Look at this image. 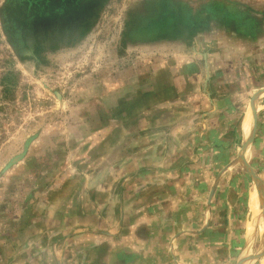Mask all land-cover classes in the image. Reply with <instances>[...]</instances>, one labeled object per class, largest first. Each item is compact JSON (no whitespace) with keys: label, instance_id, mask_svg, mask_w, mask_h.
Instances as JSON below:
<instances>
[{"label":"crops","instance_id":"1","mask_svg":"<svg viewBox=\"0 0 264 264\" xmlns=\"http://www.w3.org/2000/svg\"><path fill=\"white\" fill-rule=\"evenodd\" d=\"M151 5L152 13L144 12L145 1L140 5L137 24L124 33L127 69L110 83L120 86V106L107 110L111 118L124 119L122 135L137 134V147L120 148L119 172L105 174L104 189L90 187L88 205L64 192L53 211L39 206L24 225L26 253H2L0 264H60V236L79 245L87 234L97 246L91 253L104 254L72 259L79 264H179L184 257L208 264L240 257L248 241L252 255L255 228L264 227L255 188L248 203L252 217L242 231L234 208L237 179L245 178L237 165L253 119L247 164L248 152L261 148L264 0ZM116 98L111 95L110 103ZM113 149L106 147L105 166L116 164ZM258 175L264 182V166ZM90 213L106 216L86 220Z\"/></svg>","mask_w":264,"mask_h":264},{"label":"rangeland","instance_id":"2","mask_svg":"<svg viewBox=\"0 0 264 264\" xmlns=\"http://www.w3.org/2000/svg\"><path fill=\"white\" fill-rule=\"evenodd\" d=\"M144 1L145 13L156 10L153 0H102L95 16L80 29L60 28V36L38 34V45L28 48L19 32L9 27L6 4L10 0H0V254L24 255L28 231L24 225L38 215L39 206H47L51 212L55 199L59 202L64 192L75 194L81 205H88L90 187L104 189L105 174L119 172L120 148L137 147V134L122 135L124 119L111 118L107 110L120 106V86L110 83L127 69L124 33L137 24ZM134 58H128L131 66ZM116 94L118 99L111 104L109 99ZM257 144L261 148L257 146L246 156L259 174L264 166V127ZM108 146L119 148L116 152L113 149L116 164L112 166L103 164ZM237 168L245 177L237 179L239 208H234L242 231L252 217L248 203L254 184L242 163ZM98 176L101 180H94ZM116 186L113 180L112 189ZM83 216L100 222L106 215ZM263 234L264 227L257 226L250 256L263 255L249 264H264ZM88 235L79 245L60 236V264H79L72 260L76 257L103 256V251L91 253L97 246ZM47 248L53 256L51 245ZM244 253L246 260L249 256ZM233 258L219 257L208 264H236L240 259ZM184 262L196 264L197 260L184 257L178 263Z\"/></svg>","mask_w":264,"mask_h":264},{"label":"flooded vegetation","instance_id":"3","mask_svg":"<svg viewBox=\"0 0 264 264\" xmlns=\"http://www.w3.org/2000/svg\"><path fill=\"white\" fill-rule=\"evenodd\" d=\"M99 3L102 0H10L8 24L19 32L23 45L34 48L38 34L60 36V28L80 29L95 16Z\"/></svg>","mask_w":264,"mask_h":264},{"label":"water","instance_id":"4","mask_svg":"<svg viewBox=\"0 0 264 264\" xmlns=\"http://www.w3.org/2000/svg\"><path fill=\"white\" fill-rule=\"evenodd\" d=\"M253 124L255 123V120L253 119ZM252 124V131L249 135V137L247 138V140L245 141V143L243 144V150H242V154L240 156V162L242 163L244 169L248 172L249 176L251 177L253 184H254V188L256 190L257 193V203H258V208H259V215L258 217L261 218L263 217V226H264V182L262 180V177L259 176L258 174H256L252 167L246 163L245 159H244V154L246 149L248 148V146L250 145L252 138H253V132H254V127ZM257 217V219H259ZM263 247H264V234H263ZM261 255H263V253H258L257 255L254 256H249L248 257V261L245 264H249L251 259H255L256 257H260ZM245 261V259L243 261H241V259H239V261L236 264H243Z\"/></svg>","mask_w":264,"mask_h":264},{"label":"bare ground","instance_id":"5","mask_svg":"<svg viewBox=\"0 0 264 264\" xmlns=\"http://www.w3.org/2000/svg\"><path fill=\"white\" fill-rule=\"evenodd\" d=\"M250 127V126H249ZM253 201V200H252ZM253 203V202H252ZM258 215H259V213H258ZM259 218V217H258ZM250 225V224H249ZM249 242V241H248ZM247 242V243H248ZM247 243L245 244V246H244V248H243V251H242V253H241V255H240V259H241V261H243L244 260V256L246 255V253H244V252H247V254H248V256H249V247H248V245H247ZM245 249H247V251H245ZM247 260V259H246ZM245 260V261H246ZM248 261V260H247ZM246 261V262H247ZM250 261V260H249ZM245 262V263H246Z\"/></svg>","mask_w":264,"mask_h":264}]
</instances>
